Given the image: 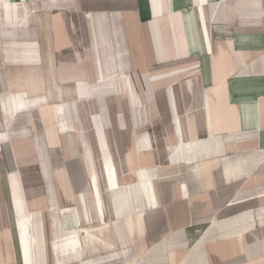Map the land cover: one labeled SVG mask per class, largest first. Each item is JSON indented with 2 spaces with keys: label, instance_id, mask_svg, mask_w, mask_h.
<instances>
[{
  "label": "crops",
  "instance_id": "crops-1",
  "mask_svg": "<svg viewBox=\"0 0 264 264\" xmlns=\"http://www.w3.org/2000/svg\"><path fill=\"white\" fill-rule=\"evenodd\" d=\"M0 264H264V0H0Z\"/></svg>",
  "mask_w": 264,
  "mask_h": 264
}]
</instances>
